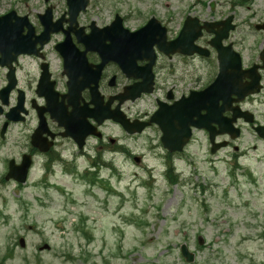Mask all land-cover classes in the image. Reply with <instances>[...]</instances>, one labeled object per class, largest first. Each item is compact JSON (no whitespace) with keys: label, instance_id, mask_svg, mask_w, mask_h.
I'll return each instance as SVG.
<instances>
[{"label":"rangeland","instance_id":"obj_1","mask_svg":"<svg viewBox=\"0 0 264 264\" xmlns=\"http://www.w3.org/2000/svg\"><path fill=\"white\" fill-rule=\"evenodd\" d=\"M88 3L80 24L94 21L101 27L119 13L127 27L137 29L154 17L166 27L169 39L175 38L186 16L207 23L232 16L236 30L229 41L249 43L256 32L254 25L264 21V0ZM48 5L58 17L66 4L64 0L47 4L0 0V15L14 10L34 20ZM210 38L205 35L196 44L206 47ZM181 66L176 67V80L183 85V80L191 81L193 76L187 73L183 78ZM187 68L190 72L197 69ZM23 128L12 127L3 143L0 170L4 175L5 158H18L22 149ZM107 129L120 147L141 158L136 164L117 152L103 157L113 168L103 167L98 175L107 179L110 193L75 174L41 176L36 170L30 171L24 185L8 182L0 187V264H188L179 253L183 244L194 254L189 264H264V167L259 162L264 147L253 151L255 144L248 134L240 140L247 161H238L233 179L228 153L212 158L199 136L198 142L173 158L179 178L170 184L156 131L128 138L113 125ZM77 164L80 171L85 169L83 162ZM21 238L22 248L18 245Z\"/></svg>","mask_w":264,"mask_h":264},{"label":"flooded vegetation","instance_id":"obj_2","mask_svg":"<svg viewBox=\"0 0 264 264\" xmlns=\"http://www.w3.org/2000/svg\"><path fill=\"white\" fill-rule=\"evenodd\" d=\"M64 14L65 12L55 17L54 21L63 18ZM17 15L28 17L35 31L34 36L40 34L38 18L33 20L28 13ZM258 24L262 25L264 21H260ZM77 26L76 31L82 29V33H88L87 25L77 22ZM62 27L67 30L68 24H63ZM235 30L236 25L228 37V44L239 54L240 74L243 78L231 87L238 94L231 93V89L227 91L229 95L226 96L227 92L225 93L226 102L216 99V103L212 99V94L206 95L205 93L218 73L214 51H211L212 56L209 59L193 57L187 58L191 60H185L184 57L177 55L174 57L163 56L154 48L155 59L150 64L152 58H150L149 52L143 51L138 57L133 55L128 57L126 52L119 49L118 58L120 61L124 59L125 64L122 67L127 71L124 72L119 64H106L97 79L98 98L96 99L90 93L91 80L94 78V74L90 71L93 69L89 70L87 66L79 62L73 64L70 71L66 73L63 71L64 62L55 47L64 40V33L59 32L51 36L50 42L42 48L36 45L37 52L33 56L16 57L13 70L15 75L13 87L15 88L8 96L9 107L6 110L1 109L2 115L0 116V132L5 128L4 137L8 136L12 127L17 126H24L22 132L26 134L22 149L17 155L18 158L14 159L12 156V168H18L23 161H26L30 164L31 169H36L42 176L53 175L56 172L63 174L68 167H76L77 160L86 161L91 167H97L99 163L104 165L99 161V158L111 155L114 149L119 151L120 144L119 140L112 139L111 134L106 133L109 125L112 124L110 121L98 125L93 119L84 118V112L93 109L91 105L93 100L96 105L104 109L108 104L111 111H115L119 107V111L132 123L133 121H149L158 109L159 103L172 106L182 100L189 111V99L196 98L199 102L195 106H198L197 111L204 122H207V108L215 120H217V116H214L216 111H222V126L213 122L210 128L214 136V145L216 147L218 145L225 146L220 151L228 153L231 161H247L246 152L241 149L239 144L246 134L255 144L252 147L253 151L264 147V30H256L250 43L245 39L229 41ZM68 36L74 42L76 50L82 52L83 49L77 43L75 35L69 33ZM118 36L124 37L120 33ZM122 41L128 47L131 44L129 39L123 38ZM122 53H124L123 56ZM13 55L11 53L3 61L11 63ZM85 57L90 65L95 66L100 62L95 55L86 54ZM173 60L175 62H171ZM178 65H182L183 78L187 73L193 76L191 81L183 80V85H181L176 80ZM187 67L197 69L190 72ZM7 73L8 69L0 66V92L8 83ZM151 78L153 84L150 91L152 93H142L141 96L134 97L136 98L134 101H130L129 97L134 93L126 90L142 84L145 87L151 82ZM229 85H231L230 81L222 83V89H226ZM253 89L257 92L249 94L248 92ZM38 92L42 94L41 97H38ZM125 95L127 98L119 102L118 99ZM217 95L214 96L217 97ZM21 101L22 112L18 113L19 111L14 108ZM74 109L79 110L78 118L81 123V132L76 135L78 142L62 136L65 129L60 126V123L68 122V116ZM8 110L9 117L17 116L21 118V121H7ZM47 110L54 112L56 119L52 118ZM119 129L124 133L122 128ZM73 130H76L75 127ZM149 130L159 132L158 128L153 126ZM84 135H86L85 138ZM199 136L211 154L213 147L210 146L209 132L205 129L193 130L191 143L198 142ZM4 137L2 141H4ZM1 146L0 142V150ZM89 153H93L96 159L91 160L88 157ZM259 162L264 166V153L260 156ZM248 166L247 168H249ZM2 174V170H0V185Z\"/></svg>","mask_w":264,"mask_h":264},{"label":"water","instance_id":"obj_3","mask_svg":"<svg viewBox=\"0 0 264 264\" xmlns=\"http://www.w3.org/2000/svg\"><path fill=\"white\" fill-rule=\"evenodd\" d=\"M67 4L70 7V13L75 15L78 11L83 9L87 3L86 0H67ZM48 15L49 10L46 11L43 17H40L43 28H45L44 33L40 38H43V36L47 37L49 32H51ZM12 19H15L13 14L7 18H1L0 27L2 31L0 32V40L2 39L3 42V51L4 48H10V50H14L18 54L24 53L26 50V45H23L18 41L12 40L14 35H18L22 31L21 23L24 22V20H17L16 24L11 25L10 22ZM116 23L119 24V20H116ZM230 23L231 18H229L228 21L222 22L220 24L213 25L208 23L200 27L198 21H192L188 17L185 20L184 27L180 32L181 34L179 35V37L175 39L172 43H165L164 29L160 30L159 25H157L154 20H151L150 24L143 30V34L148 40L158 36L156 42L157 46L160 48V51H169L170 54L181 53L187 56L192 55L193 53L205 55L203 50H201L199 47L197 48L193 44V42L201 36V29H205V31L208 33H213L215 37L210 41L209 44H211L217 50L219 55L218 57L220 64V73L217 77V81L215 82L216 84H219L220 80H222V75H227V68L230 67V64H232L231 55L229 56L223 54V52H229V54H231L230 48L222 50L221 43V41L227 37L229 30L232 29V27H230ZM220 25L222 27L219 29L218 27H220ZM157 31L159 32L158 34ZM29 33H31V29H29L28 34ZM91 43V40L87 41L88 45H90ZM92 45H94V43H92ZM94 50L96 49L94 48ZM236 58H238L237 55L235 56V59ZM234 64L238 66V60H234ZM7 90H9V88H6L4 90V95H2L3 98H1L4 102H6L5 97L7 94ZM194 118L197 119L194 120ZM114 121L121 124L123 128L127 129L126 121H124L122 118H120V120L118 118H115ZM150 123H156L158 127H160L162 132L161 142L163 148L170 152H179L183 150L182 148L188 143L190 139L191 126H195L196 128H201L203 126L202 122H200L199 120V115L194 114L193 112H190L189 114L185 112H175L174 109L171 110V108H168V110H166L162 115L156 113L155 116L151 119ZM142 130H144V126H138L133 129H129L128 133H140L142 132ZM26 172L27 167L23 170L19 178L14 177V179H16L18 182L24 183L26 180ZM10 177H12L11 171L5 179L8 180ZM20 245H23V240L20 241ZM180 253H182V257L185 258L187 262H192L193 256L189 252H187V248L185 245L181 247Z\"/></svg>","mask_w":264,"mask_h":264},{"label":"trees","instance_id":"obj_4","mask_svg":"<svg viewBox=\"0 0 264 264\" xmlns=\"http://www.w3.org/2000/svg\"><path fill=\"white\" fill-rule=\"evenodd\" d=\"M168 172L169 173H168L167 177H168V180L170 181V183L176 182V176L174 175V172H173L171 166L168 167Z\"/></svg>","mask_w":264,"mask_h":264}]
</instances>
